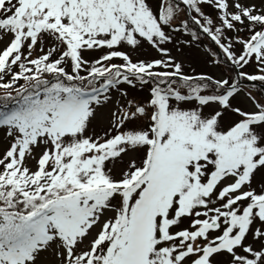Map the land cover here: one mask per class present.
I'll return each instance as SVG.
<instances>
[{
	"label": "snow or ice",
	"instance_id": "snow-or-ice-1",
	"mask_svg": "<svg viewBox=\"0 0 264 264\" xmlns=\"http://www.w3.org/2000/svg\"><path fill=\"white\" fill-rule=\"evenodd\" d=\"M229 7L162 0L154 13L147 0H0V39L9 37L0 128L11 138L0 156V264H46L47 253L56 264H264V183L253 186L264 178V101L249 95L253 111L232 103L239 80L264 82V6ZM185 9L219 48L214 63H230L236 79L186 75L162 47L188 33L189 18L177 20ZM142 41L163 58L133 62L117 50ZM253 61L258 74L240 71ZM121 85L150 86V98L127 100ZM109 104V126L89 132Z\"/></svg>",
	"mask_w": 264,
	"mask_h": 264
},
{
	"label": "rangeland",
	"instance_id": "rangeland-1",
	"mask_svg": "<svg viewBox=\"0 0 264 264\" xmlns=\"http://www.w3.org/2000/svg\"><path fill=\"white\" fill-rule=\"evenodd\" d=\"M162 0H147V3L151 7L154 13L158 12L160 3ZM236 0H228L230 5L229 11H234L231 7ZM241 4L244 5H255L258 9L261 6H264V0H239ZM202 12L209 16L217 26H219V20L217 19V11L209 5H201ZM191 14L195 15L194 13L188 12L186 9L177 13V20L183 21L188 15ZM179 28L182 29V24H177ZM166 31H168L166 29ZM191 31H199L198 28L191 24L189 19V31L187 34L183 30L173 33V39L171 43L165 44L162 47L166 48L170 55L175 59L176 62H179L183 66V72L186 75H199V74H206L211 75L217 79H236L233 71V66L230 63H214L216 58L223 60V56L220 51L217 50L214 44H212L207 38H203L202 36L198 35V39L193 41L191 39ZM228 37H234L237 33L233 32H226ZM239 36L242 38H247L248 32L245 30L239 33ZM9 37L7 35L3 36L0 39V50H3L6 47ZM48 45L46 44L45 47ZM121 52L127 53L133 62L141 61V60H154V59H161L163 58L160 53H158L155 49H153L150 45L146 42H141V46L135 49L134 51L130 48V46L122 44L117 49ZM234 51H240V45H236ZM107 52V49L103 50H89L87 53L84 54L85 59L88 60H95L98 59L101 55ZM213 53H216V56H213ZM39 47L37 50L33 52V57L40 55ZM112 63H122L119 59H113ZM17 69L14 67L13 71ZM248 74H258V69L255 66V62H251L249 65L245 66L242 70ZM9 79L8 77L5 78V82ZM242 82V80H239ZM245 81V80H244ZM23 81H19V84H23ZM264 85V82H260ZM150 86H143V90L140 89V86L135 88L130 87L128 85H121V88L128 93L127 100H132L134 102H144L149 99V89ZM239 94L236 95L235 99L232 100L233 105L239 106L243 110L246 111H253V105L249 100V95L256 97L258 101H264V91L260 88H254L249 86L248 84H239ZM3 90H0V96H2ZM114 99H119L120 105H125V100L123 98H119L116 94H113ZM114 110V105L109 104L108 106L101 108L98 110L96 119L93 120L92 125L89 128V132L95 130L97 133L102 132L103 129H106L109 126V120L111 118V111ZM205 113L209 111V109L205 108ZM228 122V121H226ZM131 127V125H130ZM11 138L7 137L6 130L0 128V156L6 151V149L10 146ZM42 146L40 148H34L33 154L38 158L42 152ZM127 159V157H125ZM28 166L31 168H35V160L29 159ZM264 183V178L260 175H257L253 180V186L259 192L261 184ZM188 221L185 220L184 223L180 225L181 228L187 227ZM254 227H260L259 223L254 225ZM252 237H248V241H251ZM239 251V250H238ZM240 254H243L240 252ZM217 259L221 262H224L228 259L227 256H220ZM46 264H56L55 258L50 254H45Z\"/></svg>",
	"mask_w": 264,
	"mask_h": 264
}]
</instances>
